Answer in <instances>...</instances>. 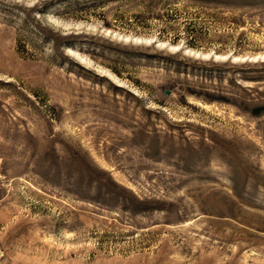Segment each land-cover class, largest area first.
<instances>
[{"label":"rangeland","instance_id":"obj_1","mask_svg":"<svg viewBox=\"0 0 264 264\" xmlns=\"http://www.w3.org/2000/svg\"><path fill=\"white\" fill-rule=\"evenodd\" d=\"M43 1L0 0V264H264V0Z\"/></svg>","mask_w":264,"mask_h":264},{"label":"trees","instance_id":"obj_2","mask_svg":"<svg viewBox=\"0 0 264 264\" xmlns=\"http://www.w3.org/2000/svg\"><path fill=\"white\" fill-rule=\"evenodd\" d=\"M55 0H45L40 5H35L32 10H36L39 14L43 13L45 10H47V7L54 2ZM63 1V4L65 5L66 9L71 11H83L85 14H91L94 13L97 9L105 8L113 3H120L123 0H60ZM67 3V4H66ZM99 16L103 18V23L110 27L112 25V22L108 21L106 12H100ZM121 17L119 14L116 15L113 23H121ZM34 21L37 23H40V18H36L34 16ZM116 21V22H115ZM115 25V24H114ZM44 31V30H43ZM53 31V30H52ZM51 39L55 44L56 49L65 50L67 47H75L76 43L74 41V38L77 37V35L71 34V35H64L60 32H52L51 33ZM48 37V36H47ZM50 38V37H49ZM261 108H256V111H260Z\"/></svg>","mask_w":264,"mask_h":264},{"label":"water","instance_id":"obj_3","mask_svg":"<svg viewBox=\"0 0 264 264\" xmlns=\"http://www.w3.org/2000/svg\"><path fill=\"white\" fill-rule=\"evenodd\" d=\"M167 93H169V90H167Z\"/></svg>","mask_w":264,"mask_h":264}]
</instances>
